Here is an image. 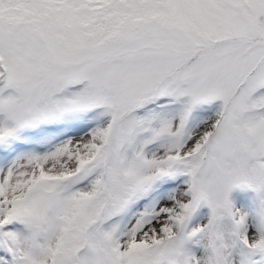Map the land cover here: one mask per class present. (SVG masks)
<instances>
[{
  "label": "snow or ice",
  "instance_id": "6c2138e0",
  "mask_svg": "<svg viewBox=\"0 0 264 264\" xmlns=\"http://www.w3.org/2000/svg\"><path fill=\"white\" fill-rule=\"evenodd\" d=\"M0 264H264V0H0Z\"/></svg>",
  "mask_w": 264,
  "mask_h": 264
}]
</instances>
